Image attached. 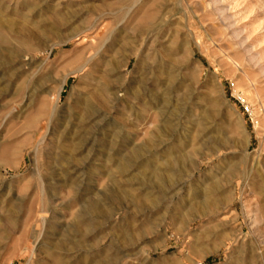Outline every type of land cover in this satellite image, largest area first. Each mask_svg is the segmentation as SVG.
I'll return each mask as SVG.
<instances>
[{
    "label": "rangeland",
    "instance_id": "374dc122",
    "mask_svg": "<svg viewBox=\"0 0 264 264\" xmlns=\"http://www.w3.org/2000/svg\"><path fill=\"white\" fill-rule=\"evenodd\" d=\"M0 15V264H264V0Z\"/></svg>",
    "mask_w": 264,
    "mask_h": 264
},
{
    "label": "bare ground",
    "instance_id": "6f19581e",
    "mask_svg": "<svg viewBox=\"0 0 264 264\" xmlns=\"http://www.w3.org/2000/svg\"><path fill=\"white\" fill-rule=\"evenodd\" d=\"M114 6V3H109V4H107V8H109V9H111L112 7ZM106 14V13H105ZM5 27H8V25H7V22H6V20L0 15V43L1 42H4L5 41V38H3L2 37V31L5 29ZM98 27V26H97ZM89 29H91V26H90V28H87L86 29V31L87 30H89ZM100 51V50H99ZM97 52V54L96 55H98L100 52ZM96 55L95 56H90V57H88L87 58V60L79 67V68H77V70L76 71H81V70H83L86 66H89V67H94V65L96 64L95 62H97V60L98 59H96L95 60V58H96ZM4 61H8V62H10V61H12L11 60V57L9 56V55H4L3 57H2V59H0V63L1 62H4ZM91 72V71H90ZM88 73V74H91V73ZM87 74V75H88ZM66 82H67V77L63 80V83H62V85H61V87H60V90H59V92H58V94H59V97H58V100H59V98H60V95H61V91L63 90V88H64V85L66 84ZM110 84V83H109ZM107 87H106V82L104 83V88H101L100 90H98L95 94L94 93H92V98H93V101L95 102V104L96 105H99V107H101V106H105L106 105V102H107V98H106V94H105V91H107ZM2 91H0V97H1V95H2ZM137 94H139L138 92L137 93H135V95H137ZM92 105L90 106V105H87L84 109H83V112H84V114L85 115H87V116H90V115H92L93 113H94V111H92ZM59 160L60 159H58V162H59ZM57 161V160H56ZM62 164H60V166H61ZM44 182V183H43ZM46 184H45V181L43 180V178H42V192L44 193V194H47L48 192H47V188H46V186H45ZM67 196H69V195H67ZM96 204V203H95ZM94 205V204H93ZM98 206V205H97ZM40 209H43V212H40L39 214H38V216L44 221L45 219V217L43 216V213L47 210L46 208H45V206H44V208H41L40 207ZM39 209V210H40ZM84 211H86V212H88V211H90V208H86ZM103 214H105V213H103Z\"/></svg>",
    "mask_w": 264,
    "mask_h": 264
}]
</instances>
